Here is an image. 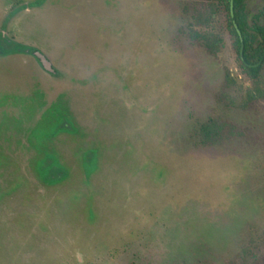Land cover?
Returning <instances> with one entry per match:
<instances>
[{
    "label": "rangeland",
    "instance_id": "rangeland-1",
    "mask_svg": "<svg viewBox=\"0 0 264 264\" xmlns=\"http://www.w3.org/2000/svg\"><path fill=\"white\" fill-rule=\"evenodd\" d=\"M183 22L180 0H0L55 71L0 56V264H264V71L249 99ZM210 117L232 133L203 146Z\"/></svg>",
    "mask_w": 264,
    "mask_h": 264
},
{
    "label": "trees",
    "instance_id": "trees-1",
    "mask_svg": "<svg viewBox=\"0 0 264 264\" xmlns=\"http://www.w3.org/2000/svg\"><path fill=\"white\" fill-rule=\"evenodd\" d=\"M184 22L179 32L194 44L199 45L207 54L217 57L227 44L233 52L241 75L254 83V90H248L249 99L258 97L262 92L258 81L264 71V5L251 13L246 0H180ZM29 46L17 45L0 34V56L31 52ZM237 84V76L231 75L224 67L223 89ZM257 94L252 96L251 92ZM225 95V94H223ZM199 143L203 146L218 144L232 133L228 123H219L210 117L197 127ZM48 176L59 178L60 168L50 166V158H44Z\"/></svg>",
    "mask_w": 264,
    "mask_h": 264
},
{
    "label": "water",
    "instance_id": "water-1",
    "mask_svg": "<svg viewBox=\"0 0 264 264\" xmlns=\"http://www.w3.org/2000/svg\"><path fill=\"white\" fill-rule=\"evenodd\" d=\"M34 55L38 58L41 67L45 71L50 72V73H54L55 72L54 69L52 68L51 63L49 62V60L42 53H40L38 51H35Z\"/></svg>",
    "mask_w": 264,
    "mask_h": 264
},
{
    "label": "flooded vegetation",
    "instance_id": "flooded-vegetation-1",
    "mask_svg": "<svg viewBox=\"0 0 264 264\" xmlns=\"http://www.w3.org/2000/svg\"><path fill=\"white\" fill-rule=\"evenodd\" d=\"M3 36V35H2ZM8 41H12V40H9L8 38H6ZM30 47V46H29ZM35 51H38V52H40V53H42L40 50H37V49H35V48H33L32 50H31V52H28L27 50L25 51V53H28V54H31L32 56H34L35 58H36V60L38 61V63H39V60H38V58L34 55V52ZM18 54V53H17ZM43 54V53H42ZM44 55V54H43ZM45 56V55H44ZM46 57V56H45ZM47 58V57H46ZM50 62V61H49ZM51 63V62H50ZM40 64V63H39ZM48 73H50V72H48ZM50 74H55V73H50Z\"/></svg>",
    "mask_w": 264,
    "mask_h": 264
}]
</instances>
